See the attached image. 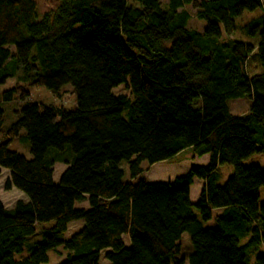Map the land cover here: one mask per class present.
I'll use <instances>...</instances> for the list:
<instances>
[{"label":"trees","instance_id":"trees-1","mask_svg":"<svg viewBox=\"0 0 264 264\" xmlns=\"http://www.w3.org/2000/svg\"><path fill=\"white\" fill-rule=\"evenodd\" d=\"M263 1L59 0L39 16L35 0H0V84L21 69L20 81L56 94L70 84L76 102L66 109L29 101L21 82L2 92L4 101H24L0 140V167L9 171L5 188L26 200L12 209L0 201V264L45 263L59 245L72 251L59 264H97L102 252L109 264H183L184 232L189 264H247V249L264 246V170L241 164L264 152ZM189 4L206 20L202 32L187 28ZM256 9L245 26L260 38L256 45L222 40L220 25L231 34L234 17ZM252 55L255 73L247 70ZM119 84L128 94L112 93ZM237 97H249L251 106L232 115L227 100ZM3 114L0 106V134ZM18 137L28 141L30 158L8 148ZM65 148L71 162L49 156ZM187 148L193 157L208 155V163L171 182H147L142 161L153 165ZM55 159L67 166L54 184ZM221 164L234 172L218 185L213 174ZM194 178L204 185L192 203ZM84 199L89 209L74 207ZM194 209L203 221L218 210L216 225L202 227ZM79 219L81 229L63 239L68 222ZM36 233L41 238L27 243ZM25 245L28 255L14 258ZM255 258L264 264V250Z\"/></svg>","mask_w":264,"mask_h":264},{"label":"rangeland","instance_id":"rangeland-1","mask_svg":"<svg viewBox=\"0 0 264 264\" xmlns=\"http://www.w3.org/2000/svg\"><path fill=\"white\" fill-rule=\"evenodd\" d=\"M59 0H35V3L37 5V12L38 15H42L43 13H47L49 11L54 10L58 6ZM167 0H162V4L165 5ZM264 5V1H263ZM184 9H186L190 15L189 21L187 24V28H193L200 32L203 31V29L206 26V20L203 18H198L196 14V9L193 8L190 4L187 6H184ZM264 10V8H263ZM261 13L260 9H256L253 12L245 11L240 16L234 17V31L231 34H227L225 29H223L222 25H220V29L222 32V40L226 39H232V40H241L243 42H250L253 45H256L259 41L258 35L255 37H251L247 31V28L245 26L247 23L253 19L256 18L257 15ZM10 50H12V54H15L14 47L10 45ZM35 51V50H34ZM33 51V52H34ZM260 69L259 62L255 59V57L252 55L247 64V70L249 73H255L258 72ZM22 74L21 69L18 70V73L14 77H8L3 83L0 84V106L2 107L4 111V121L2 124L3 132L0 134V140L5 141V131L9 128V125L17 120L19 117L18 111L20 107L23 105L24 101L20 100L16 96H14L11 100L4 101L3 100V91H7V89L13 88L18 82H21L24 86V89L29 93L27 100H33L35 102L39 103H46V104H55L57 106H64L66 109L74 108L76 105L75 102V95L72 91V87L70 84H64L59 89V93H53L50 92L45 86L40 85L36 86L31 84L30 82H24L20 81L18 79V76ZM112 93L114 95L117 94H128V91L126 88H124V84L116 85V87L112 88ZM227 106L229 109V112L232 115H238L242 113H246L249 111V108L251 106V100L249 97H237L235 99H228L227 100ZM123 116H126V112L123 113ZM23 131H21L20 134H22ZM9 149L17 151L19 154L24 155L26 158L31 157L30 153V147L28 141L22 139L21 137L13 139L10 144L8 145ZM60 155L64 159L66 158L69 162L72 161L73 156L72 153L68 150V148H65L64 151H59L57 149L50 150L49 156L53 157L54 155ZM208 163L207 157H193V151L190 148L185 149L184 151L174 155V157L170 159H166L164 161L155 162L153 165L147 164L146 161H142V167H143V175L145 176L147 182L154 183V181H160V182H171L175 179L177 176L185 175L187 170L190 167L193 166H204ZM241 164L245 167L252 166V164L258 165L262 170H264V152L262 153H254L251 154V156L242 159ZM121 167L124 169V181H128L130 179L129 176V170L128 165L125 161H122L120 163ZM67 166V163L64 162L63 159H55L54 164L52 166L53 168V174L52 179L54 184L58 183L60 181V176L65 170V167ZM233 166L228 164H221L217 167V169L214 171L213 174V180L216 184H224L226 183V180L230 177V175L233 174ZM9 179V171L5 168L0 167V201L4 204V206L7 209H12L15 202L18 200H26V196L24 193L17 190L15 187H12L10 189H6V183ZM202 180L199 178H194L193 182L190 186V199L192 201H195L198 199L199 192L202 188ZM259 199L258 203L259 205H264V188L259 189ZM75 208H83L85 210L89 209V203L88 200L84 199L82 201L75 202L74 204ZM195 215L198 217V219L201 222V226L205 228L214 227L216 225L215 215L217 214V211L213 210V217L209 221H203L201 217L198 215V212L194 209ZM84 225L83 219L79 220H71L68 222L67 229L63 233V239L68 240L73 234L79 231L81 227ZM44 226V225H42ZM41 238V235L36 233V235L30 237L27 239V243H34L36 240H39ZM180 242V252L177 254V257L182 258L184 263L183 264H189L188 256L193 251L192 250V244L191 239L189 237L188 232H184L181 237L179 238ZM249 240V236H245L240 240L241 244L246 243ZM122 241L125 243V246L130 245L129 237L127 234H123ZM26 246V245H25ZM264 250V246H253L251 248H248L246 251V258H247V264H254L256 260V255L262 253ZM72 251H68L63 248L62 245H59L57 248L50 249L47 251L48 261L41 264H59V262L66 261L69 257V254H71ZM26 255H28V249L27 246L21 253H16L14 258L21 259L25 258ZM97 264H109L108 259L106 258L104 252L101 253ZM172 264V263H171Z\"/></svg>","mask_w":264,"mask_h":264},{"label":"crops","instance_id":"crops-1","mask_svg":"<svg viewBox=\"0 0 264 264\" xmlns=\"http://www.w3.org/2000/svg\"><path fill=\"white\" fill-rule=\"evenodd\" d=\"M204 156H206L207 157V159H208V155H204ZM203 157V156H202ZM193 182V181H192ZM202 183H203V181H202ZM203 185H204V183L202 184V187H203ZM202 189V188H201ZM189 194H190V190H189ZM199 194V193H198ZM199 197V196H198ZM191 200V199H190ZM198 200V199H197ZM197 200H195V201H192L191 200V202L192 203H195ZM217 212H219L218 210H216Z\"/></svg>","mask_w":264,"mask_h":264}]
</instances>
